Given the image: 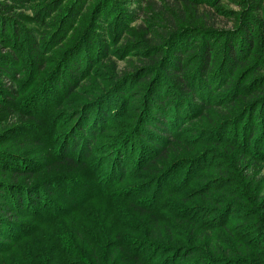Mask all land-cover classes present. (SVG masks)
Instances as JSON below:
<instances>
[{
    "label": "rangeland",
    "instance_id": "1",
    "mask_svg": "<svg viewBox=\"0 0 264 264\" xmlns=\"http://www.w3.org/2000/svg\"><path fill=\"white\" fill-rule=\"evenodd\" d=\"M157 1L0 0V19L7 25L4 39L0 37V54L17 57L24 73H19L17 81L7 86L18 88L26 83L34 87L22 96V100L31 101L38 91L47 100H43L40 110H33L26 103L24 111L20 110L18 115L13 112L11 117L8 114L11 111H1L6 118L0 115V168L7 163L10 167L7 173L0 170V180L20 175L13 171L16 165L11 162L12 158L25 162L21 164L25 168H16H20L17 173H23L24 169L35 173L42 168L41 164L44 169L40 176L36 174L41 181L57 173L52 170L53 158L44 157V144L39 142L44 130L40 120L31 118L33 112H48L52 137L60 141L71 132L77 115L97 102L109 113L106 125L95 138L98 145L95 158L106 165L108 145L117 147L135 130V134H139L138 129L147 120L145 117L149 118L146 109L150 97L162 86L165 73L169 80L172 78L179 85V91L170 96L171 106L176 97L182 96V107H186L188 116L187 121L177 120L176 132L171 130L170 137L159 133L165 136L158 144L165 147V153H159L157 158L145 161L126 174L116 190L117 198L130 189H142L149 194L164 181L162 197H150L147 206L154 208L159 204L161 208L157 210L161 211L153 216L144 212L147 217L140 214L137 208L143 211L145 199L139 194L134 206L130 207L135 218L125 222L133 229L139 228L133 238L145 245V249L175 250L174 264H264V121L256 120V116L246 117L251 110L254 115L264 116V0L168 1L170 8H175V24L190 29L179 39L191 38L194 43L190 46L191 52L198 51L202 27L210 26L213 21L217 23L211 25L213 60L208 58L204 65L213 68L215 73L219 71L217 75L220 76L212 84H217L215 87L205 83L214 88L208 92L203 102L205 106L199 103L197 107L196 99L181 91L182 82L187 79L185 69L189 65V54L182 60L183 71H162L160 66L157 71L137 70L161 53L158 43L164 38L154 24L162 22L151 11ZM117 19L124 25L120 31L116 28ZM11 25L16 32L9 30ZM144 29L152 33L154 41L140 37ZM236 32L241 35L249 32L252 44H249L250 49L242 44L240 58L230 61L224 46L228 36ZM10 33L14 36H9ZM41 58H44L42 70L37 64ZM67 62L78 67V79L72 90L57 89L52 80ZM201 62L195 59L192 68ZM7 105L0 103V109ZM101 122L102 118L96 123ZM142 142L148 144L149 149L155 148L154 143L145 138ZM145 152L150 153V150L145 148ZM29 159H37V165L29 166L26 163ZM196 162L200 163L198 167ZM29 181L31 178L25 177V182ZM58 182L55 180L56 184ZM61 188L62 195L66 194L67 188ZM112 203L118 207L124 205L119 201ZM108 210L114 212L109 206ZM95 217L111 222L105 212H98ZM12 219L31 223L30 218ZM220 224L228 227L232 235ZM158 235L159 240L154 238Z\"/></svg>",
    "mask_w": 264,
    "mask_h": 264
},
{
    "label": "trees",
    "instance_id": "2",
    "mask_svg": "<svg viewBox=\"0 0 264 264\" xmlns=\"http://www.w3.org/2000/svg\"><path fill=\"white\" fill-rule=\"evenodd\" d=\"M168 1L159 0L158 3H154L153 10L151 9L152 12H155L156 18L162 22L161 24L158 22L154 24L155 27L160 29L158 34L161 35L162 33L164 38L158 43V47H162L160 49L161 53L157 56L158 58L147 62L148 65H142L137 70L155 69L157 71L160 66L162 71H180L182 70V60L189 54L187 57L189 65L185 69L187 79L186 82L184 81L185 83L182 82L181 91L193 96L196 99L197 107L200 105L199 103L205 102L208 92L212 91L217 85H212L215 83L214 80L220 76L217 75L220 73L219 71L215 73L213 68L204 65V61L208 58L213 60L211 56H213L215 48L214 44L211 45V38L214 37L211 34L213 31L211 28L217 23L213 21L211 22L212 26L205 25L202 27V31H200L202 34L201 39L197 41L198 51L191 52L190 46L194 44L191 43V38L186 36L187 38L182 37L181 40L179 39L181 35H184V31L190 29H188V26L181 27L175 24L173 13L175 8L171 9ZM182 2L188 3L186 1ZM11 26L9 30L12 32L14 31V25ZM116 26L119 31L124 29L121 19H117ZM0 29L2 30L0 31V37L4 39L7 25H5L3 19H0ZM12 33L9 36H14ZM142 33L144 34L140 37H146L150 42L154 41L152 33H146V29ZM248 34L249 32L244 35L236 32L233 36H228L224 46L228 60L236 61L240 58L242 44H247L249 48L252 39H249ZM117 38L120 39L121 35L118 34ZM179 41H182L183 45H180ZM12 42L13 39L8 44ZM9 52L14 54L12 51ZM195 59H200L202 62L193 69ZM40 60L37 64L40 65L39 67L42 70L44 68V58ZM86 65H88V58ZM76 68L78 67L72 63L63 64L56 71L52 80L55 88L64 89L67 87L72 90V85L78 79L77 73L79 71H76ZM31 72L33 73V71ZM19 73L24 74L22 69L19 68V59L14 55L9 57L0 54V80L3 79L0 81V94L4 96H0V103L3 105L9 103L11 106L7 105V107H2V110L0 109V115L4 120L6 117L1 111H11L8 112L11 117L13 112L17 115L20 114V110H23L22 108L26 106V103L33 110L38 108L40 110V106L44 101H47L44 100L45 97H42L43 94L40 91L30 99L32 101L35 98L32 104L29 103L31 101L27 98L22 100V96H26L28 90L34 87L27 86L26 83L21 84L18 88L12 87L9 89L7 84L12 85L16 82ZM195 77H198L199 80L196 81ZM168 78L164 73L162 86L157 87L151 97L148 96L151 100L148 110L146 109L149 118L145 117L147 120L142 124L143 127L138 129L139 134L136 135L135 131L137 132V130H135L117 147L110 148V145L107 146L109 151L106 165L105 163L101 165L100 158L98 160L95 158V151L98 149V145L95 144L96 133L106 125L105 119L109 115L103 104L97 102L85 112H80L74 119L75 123L72 124L71 132L62 137L60 141L56 139L57 137H52L53 128L48 127L51 116L47 114V111L42 114L33 112L30 115L33 120H40L39 123L41 129L44 130V137L39 142L44 144V157L53 158L52 162H55V165L52 166V170L57 171V173L53 177L44 178L41 181L42 178L36 177V174L41 175V170L44 169L43 164H41L42 168L35 173L30 169H24L23 173H17L16 171H19L20 168H16L19 166L25 168L21 165L22 163L25 165V162L22 159L12 158L11 162L16 165L13 171L16 175H20L18 178L14 176V179L6 178L5 180L3 178L0 180V264L175 263L174 258H172L175 250L166 249L165 247H155L153 250L145 249V245L137 243L133 238L134 235H137L139 228L133 229L128 222H125L128 218H135L130 207L134 206L132 204L137 200L136 196L138 194L142 196L143 200L145 199V206L142 205L141 207L143 211L139 207L137 208L140 214L147 217V214L153 216L157 211H161V209L157 210L161 208L159 204L154 208L147 206L150 197H162L161 184L164 181L159 182L149 194L143 193L142 189H130L126 191L123 197L118 198L116 194L121 179L126 174L133 172L145 161L157 158L159 153H165V147L163 145L158 146L160 141L165 140V136L159 133L167 134L166 136L170 137V131L174 130L177 120L187 119L186 107H182V96L176 97L171 106L170 96L172 93L179 91V85L172 78L170 80ZM220 79L222 78L220 77ZM205 83L214 87L206 86ZM200 106L205 105L203 103ZM260 108H262V105H260ZM254 116H256V120L261 119V122L264 121V116L254 115L252 110L248 112V115L246 114V117L250 119ZM101 118L102 122L96 123L99 120L101 121ZM255 131L257 132V129ZM174 132L176 131L174 130ZM143 138L154 143L153 147L155 148L149 149L148 144L142 142ZM145 148L150 150V153H146ZM51 153H53V156L50 155ZM9 155L13 156L12 154ZM35 160L37 159H29L26 160V163L29 166L37 165ZM199 164V162H196L197 167ZM9 167V163H7L0 170L5 173ZM25 177L27 179L31 178V181L25 182ZM55 180L59 182L56 184ZM61 187L67 188L66 194L62 195ZM157 187L159 188L157 189ZM113 201L123 202L124 205L118 207L112 203ZM108 206L114 212H110ZM132 209L137 210L136 207H132ZM98 212L108 213L111 222L107 220L100 221L98 217H95ZM230 213L231 211H229ZM18 217L30 218L31 223L27 224L12 219ZM221 225H223L225 232L227 231L229 235H232L228 227H225L224 224ZM158 237L159 235L154 238L159 240ZM14 250L15 253L11 254ZM171 251L172 254H170ZM230 253L232 254V251ZM161 256L163 257L161 258Z\"/></svg>",
    "mask_w": 264,
    "mask_h": 264
}]
</instances>
